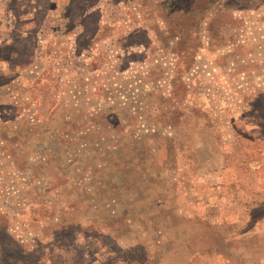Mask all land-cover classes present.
Listing matches in <instances>:
<instances>
[{
  "label": "rangeland",
  "instance_id": "obj_1",
  "mask_svg": "<svg viewBox=\"0 0 264 264\" xmlns=\"http://www.w3.org/2000/svg\"><path fill=\"white\" fill-rule=\"evenodd\" d=\"M1 7L0 264H264V0Z\"/></svg>",
  "mask_w": 264,
  "mask_h": 264
},
{
  "label": "crops",
  "instance_id": "obj_2",
  "mask_svg": "<svg viewBox=\"0 0 264 264\" xmlns=\"http://www.w3.org/2000/svg\"><path fill=\"white\" fill-rule=\"evenodd\" d=\"M7 1H9V0H7ZM6 3V0H0V5H3V4H5ZM2 8L3 7H1L0 9V36L2 37V40H4V42H5V45H9V43H10V38H9V33L10 32H8V30L6 31V29L4 28V19L6 18V13H7V15H8V9H6V12H3L2 11ZM2 18V19H1ZM7 19H9V17H7ZM5 35H7V37L5 36ZM3 38H5V39H3ZM6 40V41H5ZM12 40V39H11ZM34 51H35V49H34ZM32 61H33V63H32V65L34 66L35 64V61H34V57H32ZM16 66H17V64H16ZM201 114L203 115L204 114V112L202 113L201 112ZM189 117H190V115H188L187 117H184L183 118V120H187V122H184L182 125H183V127H184V125H185V123H186V125L188 124V121H189ZM211 124H212V122H211ZM184 130H186V128H183ZM190 131V130H189ZM207 131H209L208 129H206V132ZM212 131V130H211ZM201 133V132H200ZM210 133V132H209ZM196 133L193 131V133H192V135H195ZM197 135V134H196ZM189 136H191V135H189ZM198 136V135H197ZM165 155H164V157H166L167 159H168V155H170V152H168V150H167V148H165ZM177 158H178V156H177ZM197 158H198V156L193 160V162H194V164H191L190 165V170L192 169H195V168H199V167H201L200 165H203V163L201 162V161H199V163L197 162ZM164 161V160H163ZM192 162V163H193ZM176 164V165H175ZM167 165H168V167H169V169L170 168H172L171 169V171L172 172H174L175 173V175H177L178 177H179V170H178V168H179V165L175 162V163H171V164H169V162H167ZM193 167V168H192ZM183 170H181L182 172H184L185 171V167H183L182 168ZM200 169V168H199ZM217 169V168H216ZM183 175V174H182ZM176 176V177H177ZM205 179L207 180V179H209V178H207V176L205 177ZM208 181V186H205V189H208V187H210V188H212L214 185L212 184V183H210L209 184V180H207ZM199 184H197V182L195 183V185H193V183L192 184H190L189 185V188H191V187H196V186H198ZM213 185V186H212ZM258 206H262V204L261 203H258V204H256V207H258ZM148 207H150V205H148ZM153 207V206H152ZM151 208V207H150Z\"/></svg>",
  "mask_w": 264,
  "mask_h": 264
},
{
  "label": "trees",
  "instance_id": "obj_3",
  "mask_svg": "<svg viewBox=\"0 0 264 264\" xmlns=\"http://www.w3.org/2000/svg\"><path fill=\"white\" fill-rule=\"evenodd\" d=\"M146 192H147V190H146ZM152 206H153V204H152ZM141 207H144V206H141ZM150 207H151V205H150ZM157 258H159V257H154V258H151V259H145V260H143V262H141L139 264H161V262L158 261Z\"/></svg>",
  "mask_w": 264,
  "mask_h": 264
}]
</instances>
